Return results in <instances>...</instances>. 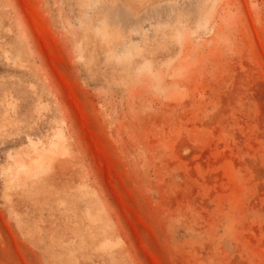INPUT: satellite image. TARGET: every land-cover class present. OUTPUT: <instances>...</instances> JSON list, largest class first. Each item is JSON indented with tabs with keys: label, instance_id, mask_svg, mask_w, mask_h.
<instances>
[{
	"label": "rangeland",
	"instance_id": "rangeland-1",
	"mask_svg": "<svg viewBox=\"0 0 264 264\" xmlns=\"http://www.w3.org/2000/svg\"><path fill=\"white\" fill-rule=\"evenodd\" d=\"M0 264H264V0H0Z\"/></svg>",
	"mask_w": 264,
	"mask_h": 264
},
{
	"label": "bare ground",
	"instance_id": "bare-ground-1",
	"mask_svg": "<svg viewBox=\"0 0 264 264\" xmlns=\"http://www.w3.org/2000/svg\"><path fill=\"white\" fill-rule=\"evenodd\" d=\"M31 148L30 153L33 156L27 165L18 164L17 169L19 172H25L27 168L31 169L34 167H38L41 163L48 159L52 155H56L60 149L62 144V134L60 131H56L49 139H48V146L46 148L38 149L36 147L37 143L30 141Z\"/></svg>",
	"mask_w": 264,
	"mask_h": 264
}]
</instances>
